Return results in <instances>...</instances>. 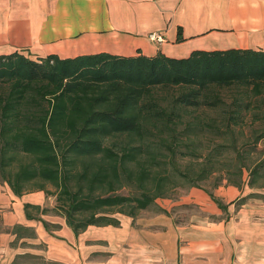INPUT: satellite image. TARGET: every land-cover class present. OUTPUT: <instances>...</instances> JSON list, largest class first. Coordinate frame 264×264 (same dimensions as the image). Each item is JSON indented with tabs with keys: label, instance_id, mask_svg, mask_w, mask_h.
Returning a JSON list of instances; mask_svg holds the SVG:
<instances>
[{
	"label": "trees",
	"instance_id": "obj_1",
	"mask_svg": "<svg viewBox=\"0 0 264 264\" xmlns=\"http://www.w3.org/2000/svg\"><path fill=\"white\" fill-rule=\"evenodd\" d=\"M222 87L238 91L225 102L217 91ZM161 88L172 90L169 100L155 94ZM199 105L218 114L183 119ZM247 120L252 141L238 144L234 128ZM109 137L113 141L105 144ZM260 140L264 49H192L183 57L160 51L0 53V182L15 196L41 191L53 202L24 203L26 218H35L29 209L52 212L76 233L89 225L116 226L117 215L161 211L155 199L201 189L210 179L212 188L224 182L239 190L263 189ZM257 195L248 192L232 202Z\"/></svg>",
	"mask_w": 264,
	"mask_h": 264
},
{
	"label": "crops",
	"instance_id": "obj_2",
	"mask_svg": "<svg viewBox=\"0 0 264 264\" xmlns=\"http://www.w3.org/2000/svg\"><path fill=\"white\" fill-rule=\"evenodd\" d=\"M151 31L163 39L149 38ZM227 47L264 49V0H0V53L183 57ZM0 185V264H23L13 262L17 255L41 259V249L52 264H264V188L218 187L224 210L207 193L189 191L185 199L201 214L179 224L174 202L160 198L151 216L117 215L116 226L75 233L52 214L29 209L35 218L25 217L24 203H45L41 191L15 196ZM248 192L259 195L232 202Z\"/></svg>",
	"mask_w": 264,
	"mask_h": 264
},
{
	"label": "rangeland",
	"instance_id": "obj_3",
	"mask_svg": "<svg viewBox=\"0 0 264 264\" xmlns=\"http://www.w3.org/2000/svg\"><path fill=\"white\" fill-rule=\"evenodd\" d=\"M217 91L220 94V96L223 98V100L225 102H228L229 99H230V95L232 93H235L236 91H238V89L234 88V87H230V88L222 87V88H218ZM154 92H155L156 95H160V96L163 95V94L164 95H168L166 101L169 100V96H170V94H172V90L171 89L170 90H166V89H163V88L157 89ZM166 101L162 100L161 101V105L166 106ZM188 109H189V111L184 113L183 119H189V118H191L193 116L194 117L198 116V117L207 119V118L215 117L218 114L217 113L218 110H216V109H214L212 107H209V106H205V105H199L197 107H189ZM249 124H250V122L247 120L244 124L234 128L233 137H234V139L236 140V142L238 144L243 142V141H246V142L247 141H249V142L252 141L253 137L250 135ZM113 139L114 138H111V137L106 138L104 140V143L105 144H110L113 141ZM214 141H216V140H214ZM258 147L259 148L260 147H264V140H260L258 142ZM253 159H254V156H252V160ZM211 183H212V179L201 183L199 185L201 187V189L193 187V188H189V189H186V190H177L175 193H173L172 198H165L164 199V201H165V203L167 205L170 202H174V204L171 206L170 211H171L172 215L175 217V222H178V224H179L180 222L188 221V219H190V217L192 218V216L196 217L199 214H201V212L197 208L196 204L186 200L187 198L185 196L188 194L189 191L198 190V191H201V192L205 193L204 190H209L212 193V195L220 202V200L218 199V196L216 194L219 191L217 189H218V187H223V186H226V185L224 184V182H222L219 186H217L215 188H212L211 187ZM260 183H264V179L261 180ZM0 184H2V183L0 182ZM46 188L49 191H53V187H51L50 185H46ZM243 190H245V189H243ZM31 192H36V191H31ZM157 199H160V198H157ZM168 199H169V201H168ZM183 201H185V202L183 203ZM52 203H53L52 202V198L51 199L47 198V200L45 201V203L43 205H45V204L51 205ZM165 203H163V201L157 200V204L158 205L159 204L163 205ZM153 213H155L154 210L144 209V210H140L137 213L136 217H139V216L140 217H148V216L153 215ZM47 214L48 215H51V214L54 215L52 212H48ZM55 216H56V219L60 218L61 221L63 220L62 217H60L58 215H55ZM208 219L212 220L213 217L208 216ZM43 254H44V250L41 249V259H39V257H37V256L26 254L24 257L16 258V261H17V263H23V264H52L50 261H47L45 259Z\"/></svg>",
	"mask_w": 264,
	"mask_h": 264
},
{
	"label": "built area",
	"instance_id": "obj_4",
	"mask_svg": "<svg viewBox=\"0 0 264 264\" xmlns=\"http://www.w3.org/2000/svg\"><path fill=\"white\" fill-rule=\"evenodd\" d=\"M147 35H148L149 38L154 39L156 41H160V40L163 39L162 35L159 34L158 32L151 31V32H148Z\"/></svg>",
	"mask_w": 264,
	"mask_h": 264
}]
</instances>
